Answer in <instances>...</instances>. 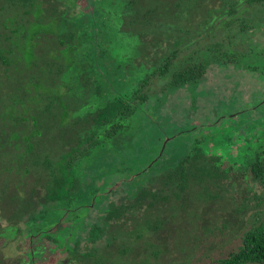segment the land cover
I'll use <instances>...</instances> for the list:
<instances>
[{
    "label": "rangeland",
    "instance_id": "1",
    "mask_svg": "<svg viewBox=\"0 0 264 264\" xmlns=\"http://www.w3.org/2000/svg\"><path fill=\"white\" fill-rule=\"evenodd\" d=\"M3 1L12 5V1L15 0ZM41 1L44 15L49 10L54 12V9L58 10L57 13L61 15L63 12L69 13L66 9L70 5L68 0ZM76 1V7L72 8L69 14L65 13L61 20L70 17L74 21L78 20L80 24L82 21L83 24L86 20L97 17V22L95 42L88 46H93V49L92 51L88 50L87 53L81 55L82 58H79L87 60L90 65L89 71L94 73V76L90 79V74L87 71L85 75L81 73L82 76L80 73L72 75L76 65L72 67V71L69 73L67 71L65 74L66 81L67 78L69 80L65 92H72L70 100H73L71 101L72 105L76 107H72L74 113L94 111L102 107L115 93L118 95L129 94L143 76L148 75L156 65L161 63V55L166 51L169 40H174L179 36V33L171 35L174 32L173 28L177 25H187L190 28L183 34L184 41L179 47L170 72L165 76L157 77L150 84L148 93L151 98L149 101L154 107L156 97H161L155 107H159L158 111L163 117L159 120L162 126L190 125L191 127L186 132L192 136V139H200V145L204 147L208 157L220 158L213 161L220 166V171L228 168L235 170L230 169V175L235 176L231 177L232 179L229 181H224L225 183L228 181L227 184L232 182V189H235L233 202H239V204L242 202L241 206L245 209L231 215L228 212L231 205L226 199L220 201L207 199V204L214 205L217 213L221 215V220H231L233 223L236 219L235 222L242 223V225L231 229V225H228L223 228L225 232L220 234L216 225L221 224V221L215 222L210 219L209 226H214L216 229L213 232L210 231L211 229L205 230L202 226H206L205 221L207 218H212L213 213H211L212 211H208V213L197 211L198 216L195 217V220H191L193 222L185 227L184 232L180 231L182 239L179 240H183V248H175L174 245L172 247L174 242L178 243L176 234L167 237L164 240L169 245L166 253L161 254L156 260H148L147 264H164L165 260L169 258L173 264H213L217 258L225 256L229 251L238 247L240 244L238 234L241 233L239 227H242L243 230V227H246L252 220L256 209L264 205H256L262 203L258 196L264 195V190L261 183L255 180L250 172L243 174L240 180L235 178L238 172L236 168H240L239 173L246 171L247 162L253 157L252 151L259 152L264 149V111L251 115V120H248L250 130L243 133L236 130L245 117L244 110L251 109L253 103L258 100L264 101V60L253 57L251 50L254 48L257 55L259 51L264 52V7L241 0L236 11L227 14L229 7L222 4V0H203V5L206 8L199 12L200 16L189 12L187 18L186 16L178 18L180 7L184 6L191 10L190 6L196 2L194 0H147L149 5L147 10L152 11L154 8L153 16L160 17L161 22H165V24L164 28L157 29V32L152 30L153 33L144 36V39L141 40L134 32L124 30L125 33L121 30L122 19L118 13L109 16L108 13H105L103 7L110 0H101V4H97L102 16L95 12L93 0ZM127 1L129 0H121V3L125 4ZM142 1H139V4H142ZM28 5L29 3H15L13 7L5 5V10H0V264H26L21 263V260L26 262L30 260V262L28 261L30 264H54L65 258L66 249L69 247H75L74 249L78 253L92 252V256L86 259L81 258L76 264H107L95 263L94 256L109 257L113 260V264H145V260L142 258L145 254L142 242L134 254L122 256L116 252L117 247L114 244H107L106 236H102L103 238L100 236L101 239L91 242L83 233V227L87 225L88 221H94L96 218L102 219L106 214L102 205L114 204L118 206L124 194L132 195V191H122L118 183L114 182V178L102 191V195H106L105 199H101L102 196L96 193V200H103L99 207L87 209L88 211L83 214L85 219L81 223L80 220L77 221L74 229L71 228V221L65 218L61 219L57 225L50 227L49 234L55 238V241L47 239L42 233L27 236L26 241L19 240L21 236H25L23 233L25 223L29 218L38 216L44 207L42 204L45 202L43 183L46 173L42 170L43 166L37 167L38 171L35 172L36 166H32L33 161L41 160L42 155L50 152V149H53V153H56V149L57 152L64 151L60 145L52 141L54 134L51 131L47 132L46 130L40 135L35 134L37 129L43 127L41 120L45 116L41 109L30 111L31 115L38 116L36 121L27 114L22 115L27 111V98V101L17 104L18 106L24 104V106L22 105L23 109H20L21 113H17V120L23 121L19 122L14 119L16 112L12 103L15 100L11 91L17 90L15 87L18 85L23 87L26 84V82L18 80L17 76L21 67L18 64L28 67L26 66L27 58H32V56L27 47L31 48L35 43L31 42L26 47L24 38L28 34L27 27L24 29L26 36L22 37V34L19 35V33H22L23 29L18 26L19 24L15 27L11 23L16 20L27 23L31 19V15L26 9ZM218 6H220L219 13L214 10ZM207 9H210L209 14H214V16L207 14ZM227 15L229 16L226 17ZM7 17H14V20ZM238 17L243 18L250 26L247 30L245 29V32L241 31ZM101 18L104 19L103 23H100ZM2 20L4 24L6 22L5 27L2 26ZM229 20H231V25L226 26ZM31 26L34 30L39 28L44 32L50 29L49 24L48 26L43 25L45 27H38L37 23H32ZM45 36V34L39 35L36 40L37 46L44 47L46 45L51 48L55 45L57 47L56 43L53 44L55 40ZM20 37L23 38V41L20 40ZM23 45L24 48L21 49ZM207 47L211 49L208 51ZM222 50L229 54L235 52V63L227 61L223 64L224 59L228 60V56L222 55ZM247 53H250L252 57L245 56ZM37 56L42 57L41 53H37ZM200 60L205 62L206 67L198 80L180 83L177 88L168 84L171 72L182 70ZM38 64L49 67L41 61ZM81 77L84 80L80 81ZM162 91L164 92L162 93ZM64 99H68V97L65 96ZM224 110L235 113L230 116L227 114L229 112L225 113ZM140 111H144V108L141 107ZM145 111L150 113V108L145 106ZM250 112L254 113L252 110ZM134 123L139 128L140 122L134 121ZM115 135L112 137V142L99 148L100 153H103L106 147L118 148L121 139L128 137L123 131ZM259 141L261 143L256 144L251 150L249 149L253 143ZM28 143L32 145L30 151L25 150ZM21 155L22 157H20ZM26 167L34 169L30 173H23V169ZM113 169L114 166H111L109 171ZM161 170L158 168L154 171L160 172ZM41 176L44 177L40 179ZM149 179L148 176L141 177L136 174L131 185L134 184L137 187L143 184L147 185ZM96 183L97 185L104 184L105 176L98 177ZM126 202H132V197L131 199L127 197ZM202 205L200 204V206ZM23 206H26V211L23 210ZM55 209H57L56 214H62V208L57 206ZM195 233H201L199 238L202 243L199 246V243L193 239ZM67 236L70 237L69 240Z\"/></svg>",
    "mask_w": 264,
    "mask_h": 264
},
{
    "label": "trees",
    "instance_id": "2",
    "mask_svg": "<svg viewBox=\"0 0 264 264\" xmlns=\"http://www.w3.org/2000/svg\"><path fill=\"white\" fill-rule=\"evenodd\" d=\"M68 1L70 5L66 9L70 13V10L76 7L77 1ZM139 1L141 0H129L123 4L121 0H110L103 7V10L108 13V16L118 13L122 19L121 30L123 32H134L142 40L144 36L157 32L159 28H164L165 22H161L160 17L153 16L154 8H152V11L147 10L149 8L147 0H143L142 4H139ZM194 1L197 4L193 2L190 6L191 10L184 6L180 7L181 11L178 18L185 16L187 18L189 12L197 16L201 15L199 12L204 10L206 6L203 5V0ZM12 2L11 5L0 0V10H5V5L13 7L15 3H29L26 9L29 12L28 14L31 15V19L27 23L16 20L11 24L15 27L19 24L18 26L23 29L22 33H19V35L22 34V37L23 35L26 36L24 29L27 27L28 34L24 38L26 47L31 42L35 43L32 44L31 48L27 47L32 56V58H27L28 64L26 66L28 67H22V64H18L21 66L19 68L20 76H17L18 80L24 81L26 84L23 87L18 85L15 87L17 90L11 91L15 100L12 103V107L16 112H14V119L19 122L23 121L21 119L17 120V113H21L20 109H23L22 105L24 106V104L19 106L17 104L28 100L26 103L27 111L22 115L27 114L32 120L36 121L38 116L31 115L30 111L41 109L45 116L41 120L43 127L37 129L35 134L40 135L43 131H51L54 134L52 141H55L64 150L57 152L56 149V153H53V149H50V152L42 155L41 160L36 159L33 161L32 166H36L35 172L38 171L37 167L43 166L42 170L46 173L45 177H40V179L44 177L45 195L43 199L45 202H43L44 207L38 213V216L29 218L25 223V230L23 231L25 236H21L19 240L26 241L27 236L42 233L47 239L55 241V238L49 234V230L51 226L57 225L61 220L62 214H56L57 209L55 208L57 206L65 212L69 207L75 209L79 207V210L67 214V219L71 220V228L74 229L77 221L80 220L81 223L85 219L82 213H86L87 209L91 208L90 204H92L93 199L92 208H98L102 203L103 200H96V193L102 196L101 199L106 198V195H102V191L113 178L122 191H132V195L129 193L124 194L118 206L114 204L102 205V209L105 210L106 214L102 219L96 218L94 221H88L87 225L83 227V233L91 242L106 236L107 244H114L117 247L116 252L122 256L130 253L134 254V251L141 246L140 242H142L145 253L142 258L147 264L148 260H156L161 254L166 253L169 245L164 240L175 234L178 243L174 242L172 247L174 245L175 248L182 249L184 243L183 240H179L182 239L180 231L184 232L185 227L193 222L191 220H195V217L198 216L197 211L206 213L212 211L211 213H213L212 218H207V221H205L206 226H202L205 230L211 229L210 231L213 232L217 228L221 234L225 232L223 228L228 225H231L230 229L242 225V223H236V219L233 223L231 220H221V215L217 213L214 205L207 204V199H212V201L226 199L228 204L231 205V208L228 209L231 215L245 209L241 206L242 202L240 204L239 202H233L235 189H232V182L227 184L232 179L231 177L235 176L230 175V169H234L228 168L220 171V166L213 162L220 158L208 157L204 147L200 145V139H192V136L186 132L191 127L190 125L178 126L171 124L162 126L159 120L163 117L158 111L159 107H155L161 97H156L155 110L149 101L151 98L148 93L150 84L157 77L165 76L170 72L179 52V47L184 41L183 34L190 29L187 25H177L173 28L174 32L171 35L179 33V36L174 40H169L166 51L161 55V63L156 65L148 75L143 76L136 87L130 90L129 94L118 95L115 93L102 107L94 111L74 113L73 108L76 107H73L71 102L73 100H70L72 92H65L66 85L69 83L67 82L69 81L68 78L67 81L65 79V74L67 71L68 73L72 71V67L76 65V69L71 73L72 75L79 73L85 75L87 71L90 74V79L94 76V73L89 71L90 65L87 60L79 58H82L81 55L87 53L88 50L92 51L93 49V46H88L95 42L97 17L88 19L83 24L81 21L80 24L78 20L74 21L70 17L61 20V17L66 13L61 10L62 15L58 14V10L55 9L54 12L49 10L44 15L41 0H15ZM101 2V0H93L97 15H100L97 4H101ZM240 2L241 0H222V4L229 7L227 14L235 12ZM246 2L260 4L261 7H264V0H246ZM209 10L207 9V14L210 13ZM214 10L219 13L220 6L214 8ZM209 15L214 16V14ZM11 19L14 20V17ZM237 20L242 32L250 27L243 18L238 17ZM103 21L104 19L101 18L100 23H103ZM1 23L3 27L6 26V22L4 24L3 20ZM32 23H37L38 27H45L43 25L48 26L49 24L50 29L45 32L39 28L34 30L31 26ZM227 25H231V20L228 21ZM152 30L153 32H151ZM41 34H45L48 39L55 40L53 44L56 43L57 47L55 45L51 48L46 45L44 47L37 46L36 40ZM22 37H20L21 41H23ZM23 48L24 45L21 49ZM162 48H164V45H162ZM210 49V47H207L208 51ZM251 50L253 51V57L264 60V52L259 51L257 55L254 48H251ZM37 53H41L42 57H38ZM221 54L228 56V60L224 59L223 64L227 61L235 63V52L229 54L227 51L222 50ZM245 56L252 57L250 53L245 54ZM39 61L45 63V66L49 65V67L38 64ZM205 67V62L200 60L177 72L174 70L170 74L168 84L177 88L180 83L196 81L204 73ZM26 71H28L27 74ZM27 75L29 76L27 77ZM79 80L84 79L81 77ZM30 85L31 89L29 90ZM65 96L68 99H64ZM253 104L251 109L244 110L245 117L242 119L239 128L236 129L237 131L243 133L250 130L248 120H251V115H254L255 112L261 113L264 111V101L258 100ZM145 106L150 108V113L145 111ZM141 107L144 108V111H140ZM251 110L254 113H251ZM224 111L225 113L229 112L227 114H230V116L235 113ZM134 121L140 122L139 128ZM121 131L128 137L121 139L119 147L116 149L106 147L104 152L100 153L99 148L112 142V137ZM259 140L262 141L261 138ZM261 141L253 143L249 149L251 150ZM31 147L32 145L28 143L25 150L30 151ZM252 155L253 157L247 162L244 173H239L240 168H236L238 172L235 178L240 180L243 174L250 172L252 177L261 183L264 190V149L259 152L252 151ZM111 166H114V169L109 171ZM158 168L162 170L155 172L154 170ZM33 169L26 167L23 169V173H30ZM136 174L141 177H150L149 183L139 187L134 184L131 185ZM101 176H105V183L97 185V178ZM224 180L228 181L225 183ZM262 196L264 197V195ZM262 196H258L262 203H257V206L264 204ZM127 197H130V199L132 197V202H126ZM200 204L203 205L200 206ZM25 207L23 206L24 211L27 210V208L25 210ZM210 219L215 222L221 221V224H217L216 228L211 227L209 226ZM239 228L241 233L238 234L240 239L238 247L229 251L225 256L217 258L213 264H264V205L256 209L252 220L246 227H243V230L242 227ZM199 237H201V233H195L193 236L194 241L199 243L198 246L202 243ZM67 239L69 240L70 237L67 236ZM74 248H67L65 258L54 264H76L81 258L86 259L92 256L91 251L78 253ZM93 260L95 263H114L109 257L94 256ZM106 260L108 261L106 262ZM28 261L30 262V260ZM28 261L21 260V263L30 264ZM164 264H173L171 258L165 260Z\"/></svg>",
    "mask_w": 264,
    "mask_h": 264
},
{
    "label": "flooded vegetation",
    "instance_id": "3",
    "mask_svg": "<svg viewBox=\"0 0 264 264\" xmlns=\"http://www.w3.org/2000/svg\"><path fill=\"white\" fill-rule=\"evenodd\" d=\"M93 204H94V199H93V202H92V204H90L91 205V208H92V206H93ZM90 208V209H91ZM77 210H79V207H77L76 209L75 208H73V207H69V208H67L66 209V212L64 211L63 212V210H62V216H61V219H65V218H67V214H69V213H71V212H75V211H77ZM88 211V210H87ZM83 214H85V213H82V215ZM70 220V219H69ZM68 221V220H67ZM71 221V220H70ZM76 225V224H75ZM50 231V230H49Z\"/></svg>",
    "mask_w": 264,
    "mask_h": 264
}]
</instances>
